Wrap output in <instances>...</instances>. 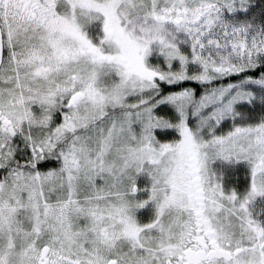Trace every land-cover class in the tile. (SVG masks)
I'll return each instance as SVG.
<instances>
[{
	"label": "snow or ice",
	"instance_id": "obj_1",
	"mask_svg": "<svg viewBox=\"0 0 264 264\" xmlns=\"http://www.w3.org/2000/svg\"><path fill=\"white\" fill-rule=\"evenodd\" d=\"M0 264H264V0H0Z\"/></svg>",
	"mask_w": 264,
	"mask_h": 264
}]
</instances>
